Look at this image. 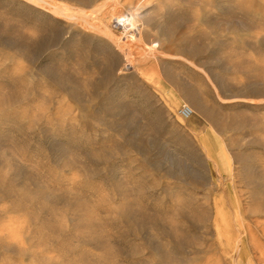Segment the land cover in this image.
Segmentation results:
<instances>
[{"label":"rangeland","instance_id":"obj_1","mask_svg":"<svg viewBox=\"0 0 264 264\" xmlns=\"http://www.w3.org/2000/svg\"><path fill=\"white\" fill-rule=\"evenodd\" d=\"M263 230L264 0H0V264H264Z\"/></svg>","mask_w":264,"mask_h":264},{"label":"bare ground","instance_id":"obj_2","mask_svg":"<svg viewBox=\"0 0 264 264\" xmlns=\"http://www.w3.org/2000/svg\"><path fill=\"white\" fill-rule=\"evenodd\" d=\"M68 15V14H67ZM135 15V14H134ZM119 18V17H118ZM123 20H124V18H122ZM133 19V18H132ZM132 19H130V20H132ZM118 20V19H117ZM120 20V19H119ZM122 20V21H123ZM132 22V21H131ZM124 23V22H123ZM127 23V22H126ZM125 23V24H126ZM133 23V22H132ZM132 23H130V25H131V27H132ZM127 24H129V23H127ZM117 25V24H116ZM89 26V25H88ZM97 27V26H96ZM106 27V26H105ZM129 27V26H128ZM135 28V27H134ZM136 28H137V26H136ZM129 29H131V28H129ZM134 30V29H133ZM136 30V29H135ZM137 31V30H136ZM135 31V32H136ZM105 33V32H104ZM136 33H138V35L140 34L139 32H136ZM111 34V33H110ZM109 34V35H110ZM137 35V34H136ZM131 37H132V39H135L136 38V36L132 33L131 34ZM141 40V39H140ZM142 44V43H141ZM135 46V45H134ZM146 55V54H145ZM253 76V75H252ZM254 78V77H253ZM249 79H251V81H252V78H249ZM250 81V80H249ZM249 81H247L246 80V82L248 83ZM245 82V81H244ZM243 82V83H244ZM231 83V82H230ZM251 83V82H250ZM246 84V83H245ZM249 84V83H248ZM231 85V84H230ZM239 86V85H238ZM247 86V85H246ZM94 152H95V150H94ZM93 153V152H92ZM94 154V153H93ZM97 156H98V154H97V151H96V153H95ZM89 155V154H88ZM73 157H75V155H72ZM77 156V155H76ZM92 156V155H91ZM96 156V157H97ZM92 157H95L94 155L92 156ZM91 158V157H90ZM75 159H76V157H75ZM92 160V159H91ZM68 165H73V166H75V165H77V161H68V163H67ZM94 174L96 173V172H93ZM132 192H133V190L132 189H125V188H121L120 190H118L117 192H116V194L117 195H119V196H125L127 199L125 200V202H124V204L121 206V207H119V209L117 210L118 211V213L120 214V216H122V218H124L125 220H126V222H127V228L129 229V230H131V231H136V230H138L137 228V226L136 225H133L134 224V222L133 223H131L132 222V220H130V219H132L133 217H135V216H133L132 217V215H140L142 218L144 217V215H145V213L148 211V209L147 208H144V207H142L141 209H139V210H135V208H134V204H135V201L131 198V194H132ZM199 201V200H198ZM195 202V201H194ZM192 203V202H191ZM199 204V203H198ZM186 205V204H185ZM191 205H193V203L191 204ZM195 205H197V204H195ZM195 205H194V207L192 208V206H191V208L192 209H194L195 208ZM178 206V205H177ZM187 206V205H186ZM188 206H190V205H188ZM182 207H183V204H182ZM252 207V206H251ZM250 207V208H251ZM179 208V207H178ZM178 208H176V209H178ZM249 208V209H250ZM137 209V208H136ZM192 209H190V210H192ZM237 209V208H236ZM174 210V209H173ZM185 210V209H184ZM183 209H178V210H174V212L176 213V212H178L179 214L181 213V214H183V216L188 220V222H189V225H187V228H189V229H192V228H196V227H198V226H196V223L197 222H199V223H201V222H205L206 220V218H204L205 217V214L204 213H202L201 211H198L197 210V213L195 214V212H196V210L194 209V214L196 215H193L192 213H191V215L189 214V213H187L186 215H185V213H186V211H184ZM49 212H50V210H48ZM243 211V210H242ZM247 211V210H246ZM250 211V210H249ZM259 212L261 213L262 211H260L259 210ZM258 212V213H259ZM51 213V212H50ZM219 213V212H218ZM259 213V214H260ZM147 215V214H146ZM178 215V214H177ZM217 216V215H216ZM216 216H215V220L217 219L216 218ZM195 217V218H194ZM259 218V217H258ZM152 219V218H151ZM152 222L154 221V220H151ZM258 222H260V221H258ZM198 223V224H199ZM261 223V222H260ZM214 224H218V223H216V221H214ZM139 226V225H138ZM145 226V224L143 223V224H141V227L140 228H143ZM176 225H174V227H175ZM231 226V224H229L228 225V227H230ZM170 227V226H169ZM214 227H216V226H214ZM219 227V226H218ZM178 228V227H177ZM181 228H183V227H181ZM204 228L206 229L207 228V226H206V224L204 225ZM217 228V227H216ZM185 229V228H184ZM188 229V230H189ZM219 229V228H218ZM217 229V230H218ZM220 229H221V227H220ZM264 231V230H263ZM175 232H176V230H175ZM107 238L109 239L110 238V236L108 237L107 236ZM112 239V238H111ZM178 240V239H177ZM196 239H195V236H194V238L193 237H189V241L191 242V243H194V241H195ZM163 258H164V255H163Z\"/></svg>","mask_w":264,"mask_h":264},{"label":"built area","instance_id":"obj_3","mask_svg":"<svg viewBox=\"0 0 264 264\" xmlns=\"http://www.w3.org/2000/svg\"><path fill=\"white\" fill-rule=\"evenodd\" d=\"M178 112H179V115L182 116L183 118H189V117H191L193 115L194 110L189 104L184 103L180 107Z\"/></svg>","mask_w":264,"mask_h":264}]
</instances>
